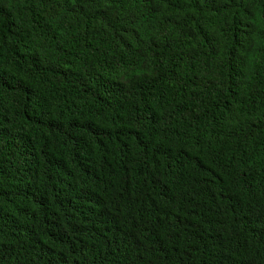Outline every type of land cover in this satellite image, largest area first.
Instances as JSON below:
<instances>
[{
  "label": "trees",
  "instance_id": "16d2710c",
  "mask_svg": "<svg viewBox=\"0 0 264 264\" xmlns=\"http://www.w3.org/2000/svg\"><path fill=\"white\" fill-rule=\"evenodd\" d=\"M0 264H264V0H0Z\"/></svg>",
  "mask_w": 264,
  "mask_h": 264
}]
</instances>
